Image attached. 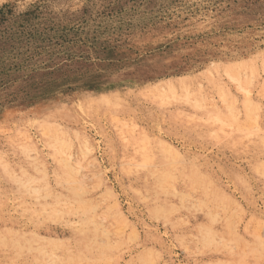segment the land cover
I'll return each instance as SVG.
<instances>
[{"label": "rangeland", "instance_id": "1", "mask_svg": "<svg viewBox=\"0 0 264 264\" xmlns=\"http://www.w3.org/2000/svg\"><path fill=\"white\" fill-rule=\"evenodd\" d=\"M0 264H264V0H0Z\"/></svg>", "mask_w": 264, "mask_h": 264}, {"label": "bare ground", "instance_id": "2", "mask_svg": "<svg viewBox=\"0 0 264 264\" xmlns=\"http://www.w3.org/2000/svg\"><path fill=\"white\" fill-rule=\"evenodd\" d=\"M176 158V157H175Z\"/></svg>", "mask_w": 264, "mask_h": 264}]
</instances>
